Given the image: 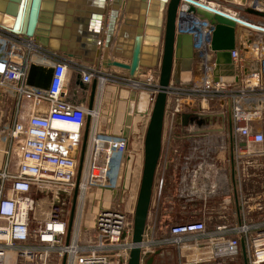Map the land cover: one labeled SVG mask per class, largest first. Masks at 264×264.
Returning <instances> with one entry per match:
<instances>
[{"label":"built area","instance_id":"built-area-1","mask_svg":"<svg viewBox=\"0 0 264 264\" xmlns=\"http://www.w3.org/2000/svg\"><path fill=\"white\" fill-rule=\"evenodd\" d=\"M183 24V32L195 36L197 50L208 48L213 33L211 25L195 18L184 19ZM257 34V39L251 40L252 49L244 57L237 50L232 52L234 74L221 77L220 81L210 74L189 86L171 84L168 103L171 126L184 113L185 104L228 100L232 103L233 127L238 138L264 147V130H254L256 122H264V33ZM0 41L8 45L0 46V85L15 92L18 100L14 121L7 128L10 143L17 147V162L13 166L9 160L0 168V264H63L64 260L65 264H128L140 188L139 182L137 191L127 189L122 199L119 180L128 140L103 127L102 102L95 103L90 110L67 99L68 74L71 68L75 69L85 84L97 79L101 90L110 84L147 91L153 104L159 91L158 79L153 75L132 78L129 74L105 72L94 64L51 56L34 38L26 39L2 28ZM245 60H257L259 71L242 74ZM35 61L42 68L39 78L47 80V69H53L46 88L27 82ZM23 101L29 103L27 114L22 111ZM151 110L146 112L144 132L136 137L143 155ZM89 114L88 143L78 179ZM76 188L77 207L67 243ZM163 188L164 179L156 180L142 244L143 264L156 251L168 247L179 251V264H221L227 258L242 256L243 240L249 264H264V220L255 224L242 222L239 226L223 223L212 230L205 220H196L174 224L159 237ZM93 190L104 195L118 190L121 200L118 205L127 207L117 208L115 199L103 200L102 195L95 196L102 200H95L91 197ZM89 206L93 210L87 226L85 216Z\"/></svg>","mask_w":264,"mask_h":264},{"label":"water","instance_id":"water-1","mask_svg":"<svg viewBox=\"0 0 264 264\" xmlns=\"http://www.w3.org/2000/svg\"><path fill=\"white\" fill-rule=\"evenodd\" d=\"M225 1H230L239 6L247 4V0ZM77 2L91 5L92 14L87 16L89 21L86 26V33L88 34L86 40L82 42L88 52L72 51L96 60L103 66L125 70L132 78H137L141 74L153 75L158 78L159 91L154 98L144 138L143 172L135 210L132 248L128 260V264H143L142 244L163 155L169 89L171 84L189 85L191 80L183 79L182 74L190 76L195 61V36L183 32L185 29L183 20L195 18L206 21L212 26L213 33L208 49L215 53L213 71L215 81L221 80L223 68L233 67L232 52L237 47L236 28L242 26L264 33V26L228 11L219 5H213L206 0H0V28L15 34H21L26 39L39 37L46 42L70 50L67 44L58 43L53 37L64 40L71 38V28L76 14H81V11L74 9L72 6H67V4ZM255 3L247 11L264 16V11L258 10ZM85 11L89 10H83L82 12ZM162 30L163 34L161 36ZM149 32H152L153 35H149ZM159 44L161 45L160 55ZM244 47L243 42L240 44V48L244 49ZM151 55L152 57H150ZM259 69L260 64L257 60L244 62V74L258 72ZM39 71H42V68L32 64L27 82L29 85L46 88L53 69H47V80L39 78ZM125 90L128 91V95L125 96L127 100L118 101L126 105V114L122 119V124L121 122L119 124L117 121H120L121 118L115 113L112 132L125 136L129 144L131 135L139 131L138 122L146 114L136 112L139 92L127 88ZM98 94V80L95 79L88 103L90 110L94 109ZM197 110L194 113L179 114L176 122L179 124L181 119L189 118L191 121H198L201 126L206 123L207 119L212 118L210 114L196 113ZM221 117L225 123L228 120L231 174L232 181L235 184L236 135L233 127L231 101L227 102V114H223ZM103 123L105 125L107 120H103ZM110 124L112 125V119ZM90 125L91 115L89 114L81 148L78 179H80L83 169ZM132 159V154L128 152L124 154L119 180V187H122V199L126 190L129 189V171ZM117 193L118 190H115L113 195L116 196ZM235 193L237 194V189ZM96 195H104V193L93 190L91 197L95 198ZM77 199L78 188H76L73 196L67 243L72 236ZM236 205L239 210L238 198H236ZM91 208L90 206L88 213L92 215ZM160 252L161 250H158L157 254ZM242 257L244 264H249L245 240L242 241ZM154 258V255L150 256L146 264H152ZM63 264H65V260Z\"/></svg>","mask_w":264,"mask_h":264},{"label":"crops","instance_id":"crops-1","mask_svg":"<svg viewBox=\"0 0 264 264\" xmlns=\"http://www.w3.org/2000/svg\"><path fill=\"white\" fill-rule=\"evenodd\" d=\"M206 1L212 2L210 0ZM217 1L218 3L214 2V4L219 5V3H223L224 6H221L222 8L231 12L233 11V13L243 16L242 14H240V11H237V5H235L234 3L227 2L225 0ZM255 2L258 3L260 1L255 0ZM67 6H72L74 9L81 11V14H76L73 27L71 28V38L69 40H64L57 37L53 38H55L58 43L67 44L70 50L54 43L46 42L39 37H34V41L36 43H39L41 47H44V50L48 51L51 56L58 55L60 57L79 61L82 64H94L95 66L101 67V69H103L105 72L128 75V72L125 70H121L115 67L109 68L103 66L96 60L89 59L82 56L81 54H78V52L75 53L74 51H72L78 50L79 52H88L85 49V44L82 42L86 40L88 34L86 33V26L89 21L87 16L88 14H92L90 10L92 9V7L91 5H87L84 3L82 4V2H77L75 4L70 3L67 4ZM83 10L89 11L82 12ZM245 18L249 19L248 17ZM258 23L264 24L262 22ZM148 34L151 36L153 35L152 32H149ZM162 34L163 30L161 36ZM258 36L259 34L252 33L248 28L246 29L245 27L238 26L236 28L237 47L235 50L239 51V54L244 57L247 53V50L249 48L250 50L252 49L251 40L253 39V41H255ZM242 41L245 42L246 49L245 47L244 49L240 48V44L243 43ZM195 44L196 42H194L195 61L192 65L191 75L189 76L187 74H182L183 79L191 80L189 85L195 84L197 81L201 80L207 75H212L215 67V53L208 48L199 51L196 49ZM0 46L6 48L8 47V45L3 41H0ZM160 52L161 45L159 44V55ZM201 53H203L204 55H202ZM150 57H152V55ZM36 61L38 62V59ZM36 61L33 64L39 66ZM243 66L244 64L242 65V74H244ZM211 69L212 71H210ZM233 70L234 68L229 66L223 68L222 77L224 79L227 78L232 74ZM144 75L145 74H141L139 75V77L145 78ZM68 77L69 80L66 95L67 99L73 103L88 106L92 84L95 79L90 84H85L79 76V73L73 68L69 70ZM154 78L156 80L158 79L156 76ZM111 87L112 86L110 84H106L102 90L99 88V94L96 100V104L102 102L103 111L101 113V120L102 122L103 120H107V124H105L104 126H106L107 130L112 132L113 127L110 124V120L112 119V123L114 122V108L113 112L111 111L112 108H110V113L106 114L104 107L107 105V103L115 104L118 100L126 101L127 97L125 96L126 94L128 95V91L120 86H114V88L112 89ZM138 92L139 100L137 101L136 112L146 114V111L148 109L146 105L144 106L142 101L144 97H146L148 103V92ZM16 98L17 95L15 92L11 91L3 85H0V126H3L1 124V117L3 118V115L6 116V112L9 114L8 110L11 104L15 103V100H17ZM227 102L228 100H212L208 103L195 101V103L192 104H185L184 113H194V111L198 109L196 113L210 114L212 118L210 120L207 119L206 123L202 124L201 126L198 124V121H191L189 118L185 120L181 119L179 124L177 122L175 123L179 125L182 131L181 135L183 137L194 140L193 146H191L193 147V151L191 152L190 150L188 157H184V159H186V162L166 164V161H164L162 163L161 171L157 176V181L160 178H163L165 183L166 168L171 166L172 169L177 170L178 175L176 200L178 201L179 199V205L182 210H178V212L174 214H178L181 216L189 215L194 216L198 220H205L207 226L211 230L215 229L216 226L223 223L231 226H239L242 222L255 224L264 220V180H257L256 178H246V176L249 175V171L251 169H259L264 165V147L260 143L249 144L244 139L240 137L238 138L237 134H235L236 181L234 184L232 181L231 164L225 162L226 155H230L228 120L225 123L224 119L221 117V115L227 114ZM22 105L23 114H27L29 111L28 101H23ZM14 114L15 111L13 112L12 123L14 121ZM145 125L146 119L145 117H143L137 124L139 131L131 135V139L135 140L134 146H131V139L129 143V149L137 146L135 148H137L138 150V158H140L141 143L140 141L136 140V137L140 133L144 132ZM9 126L10 124H8L6 127ZM254 130L263 131L264 122H256L254 124ZM0 131L2 130L0 129ZM171 148L172 146L170 145L168 149H166V154H168V150H170V152L175 150H172ZM129 149L128 153L132 154ZM10 153V141L8 140L6 147H3V149L0 150V168H2L3 165L9 160L12 162L13 166L16 164L17 161H15V159H17V157L11 155ZM212 157L218 158L220 160L219 164H213V162H211L212 164L209 163L208 159ZM236 189L237 194L235 193ZM165 198V196H162V207L164 202L163 199ZM236 198H238L239 201V210L237 209ZM196 199H198L197 203H194ZM166 200V212L169 213L166 215L170 218L172 217L171 214L175 210L174 195L173 198L168 196ZM190 204H192L191 206H193L194 204V207H191ZM172 225H174V223H172L171 220L165 221L164 214H161L160 207V229L158 231V236L161 237L165 235L166 231H168L170 226ZM162 251H164V249H162ZM160 253L158 254L160 255ZM158 254L156 251L154 256Z\"/></svg>","mask_w":264,"mask_h":264},{"label":"rangeland","instance_id":"rangeland-1","mask_svg":"<svg viewBox=\"0 0 264 264\" xmlns=\"http://www.w3.org/2000/svg\"><path fill=\"white\" fill-rule=\"evenodd\" d=\"M210 1L218 3L217 0H210ZM227 2H230V1H227ZM254 2H255V0H247V4H245V6L237 5V7H236V8H238L237 11H240L241 12L240 14H242L245 17H248L253 22H256V23L263 22L264 23V16L255 15V14H252V13L247 11V9H249ZM262 4H264V0H262ZM219 6H224V5H223V3H219ZM111 86H112L111 89L114 88L113 85H111ZM123 89H126V88H123ZM147 94H148L147 97L149 98L148 103H147V109L151 110V108L153 106V97L150 96L149 93H147ZM16 101L17 100H15V103L11 104V106L8 110L9 114L6 112V116L3 115V118L1 117V124L3 126H0V129L2 130V131H0V146H1L0 150L3 149V147H6L7 141L10 140L9 135L7 133L8 127H6V126L8 124H10V125L12 124L13 112L17 108V102ZM112 105H114V106H112ZM110 108H112L111 109L112 112H113V108H114V114L117 113L118 117L121 118V120L117 121V122L119 124L121 122V124H122V119H124V116L126 114V105L124 103L119 102V101H117L115 104L114 103L113 104L107 103V105L104 107L106 114L110 113ZM102 111H103V106H102ZM8 118H9V120H8ZM145 118L147 119V115H145ZM105 124H107V123H105ZM113 126H114V123H112V127ZM103 127L105 129H107L106 126L103 125ZM181 134H182V131H181L178 124L174 123V126L173 125L171 126L170 111H168V109H167L165 131H164V149H163V156L161 159V163L159 166L158 173H160L162 163L164 161H166L167 158L170 157L171 161L176 162V163L186 162V159H184V157L185 156L188 157L190 150H191V152L193 151V147H191V146H193L194 140L190 139V138H185ZM134 144H135V140L131 139V146H134ZM170 145L172 146L171 149L172 150L175 149V150L173 152H170V150H168V154H166V149H168V147ZM135 147H137V146H135ZM135 147H133L134 149L133 148L129 149L133 155L132 163L130 165L131 169L129 171V189H132V190L134 189V191H137L135 189L137 187V184L139 182H141V177H142V172H143L144 155L141 154V152H140V158H138V156H139L138 150ZM16 150H17V147H16L15 143H10V152H11L10 154L14 155L16 157ZM164 152H165V155H164ZM15 161H16V159H15ZM208 162L209 163L213 162V164H219L220 160L216 157H212V158L208 159ZM249 172L250 173H249V175L246 176V178H256L257 180H264V165L262 167H260L259 169H251ZM172 173L173 174L171 175L170 180H168V183H167V181L165 182V186H164L162 196H166V198L163 199L164 200L163 207H162V205H161V207L162 208L166 207V209H167V205H166L167 200L166 199L168 196L173 198V194H174L175 210L171 214L172 217H170L169 220H171V222L174 224L182 223V222L186 223V222L198 220L194 216H189V215L181 216L178 214H176V215L174 214V213L178 212V210L181 211L182 208L179 205L180 204L179 199H178V201L176 200V198H177V190H176V188H177V179H176L177 170L172 171ZM174 190H176V191H174ZM173 191H174V193H173ZM138 192H139V190H138ZM106 193L107 194H105L104 196L102 195L103 200H106V198L108 197L109 200L113 202V200L115 199L114 206H116L117 208H120V209H124L127 207L125 205H118V203L121 201L119 199V193H117L116 196H114L113 194H111L109 192H106ZM109 194H111V195H109ZM197 200L198 199H196V201L194 203H197ZM191 205L192 204H190V206ZM191 207H194V204ZM89 208H90V206H89ZM91 209L93 210V208H91ZM46 212H48V211L44 207L43 213L46 214ZM86 212H87V218L85 216V223L88 226V224L91 223L92 215L88 213L89 212L88 209ZM179 260H180V253L177 250V248L176 247H169L168 249H164V251H162L160 253V255H155V258H154V261L152 264H179ZM144 264H146V261L144 262ZM221 264H244V260H243V257L240 255V256H237L234 258H227L226 260H223L221 262Z\"/></svg>","mask_w":264,"mask_h":264},{"label":"trees","instance_id":"trees-1","mask_svg":"<svg viewBox=\"0 0 264 264\" xmlns=\"http://www.w3.org/2000/svg\"><path fill=\"white\" fill-rule=\"evenodd\" d=\"M173 152V151H172ZM177 152V151H176ZM178 154V153H177ZM168 163H175V162H173V161H171V158L169 157V158H167V160H166V164H168ZM175 169H172V167L171 166H169V167H167L166 168V174H165V182L167 181V183H168V180H170V178H171V175L173 174L172 173V171H174ZM178 175V174H177ZM177 175H176V179H177ZM164 185H165V183H164ZM174 191H176V190H174ZM174 191H173V193H174ZM176 193V192H175ZM174 195V194H173ZM166 197V196H165ZM161 214H164V219H165V221H169V217L166 215V214H169L168 212H166V207H164V208H162L161 207ZM183 223V222H182ZM178 224V223H177ZM161 252H162V250H161ZM156 253V252H155ZM154 253V254H155ZM153 254V255H154ZM159 255V254H158Z\"/></svg>","mask_w":264,"mask_h":264},{"label":"bare ground","instance_id":"bare-ground-1","mask_svg":"<svg viewBox=\"0 0 264 264\" xmlns=\"http://www.w3.org/2000/svg\"><path fill=\"white\" fill-rule=\"evenodd\" d=\"M261 1V0H260ZM213 5H216V4H214V2H211ZM83 4V3H82ZM256 5H255V7L258 9V10H260V11H264V4H262V2H258V3H255ZM81 6V5H80ZM229 11V10H228ZM233 12V11H232ZM263 23V22H262ZM261 26H264V25H261ZM77 28V27H76ZM247 29V28H246ZM252 33H255V34H257V33H259V32H257V31H254V30H251V29H249ZM142 103L144 104V106L146 105L147 106V99H146V97H144V99H143V101H142ZM101 199L102 200V198L101 197H95L94 199L96 200V199Z\"/></svg>","mask_w":264,"mask_h":264},{"label":"flooded vegetation","instance_id":"flooded-vegetation-1","mask_svg":"<svg viewBox=\"0 0 264 264\" xmlns=\"http://www.w3.org/2000/svg\"><path fill=\"white\" fill-rule=\"evenodd\" d=\"M225 162L231 164L230 155H226Z\"/></svg>","mask_w":264,"mask_h":264}]
</instances>
